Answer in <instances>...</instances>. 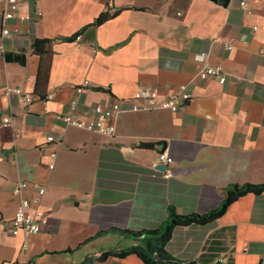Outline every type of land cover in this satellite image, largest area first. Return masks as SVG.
<instances>
[{"label":"crops","instance_id":"1","mask_svg":"<svg viewBox=\"0 0 264 264\" xmlns=\"http://www.w3.org/2000/svg\"><path fill=\"white\" fill-rule=\"evenodd\" d=\"M4 11L0 1V264H81L135 244L117 233L95 238L101 231L156 229L170 208L205 214L222 205L230 186L264 184V0L225 7L209 0H23L20 14L32 20L9 22L7 37ZM104 12L115 15L95 25ZM75 34L79 41L65 40ZM36 39L52 40L42 76ZM203 52L223 67L226 82L207 80L178 112L133 111L128 103L113 137L56 118L71 113L77 98L73 115L85 118L140 89L165 96L191 82ZM6 86L53 100L46 111L38 98L6 97ZM163 149L174 159L169 178L158 163ZM21 181L32 185L22 193L31 201L46 189L34 205L50 216L27 243L10 231ZM166 249L197 264H264V193L239 198L206 225L177 227ZM91 264L144 263L129 255Z\"/></svg>","mask_w":264,"mask_h":264},{"label":"built area","instance_id":"2","mask_svg":"<svg viewBox=\"0 0 264 264\" xmlns=\"http://www.w3.org/2000/svg\"><path fill=\"white\" fill-rule=\"evenodd\" d=\"M5 4V11L2 18L3 36H9V22L15 18H19L22 21L32 20L29 15H21L20 10L23 4V0H0ZM41 15V13H38ZM78 35L75 41H79ZM225 48L228 51L233 49L232 44H226ZM195 61L198 65V72L195 77L188 84L178 86L172 90L169 94L161 96L156 88H145L138 90L134 96L130 99H122L113 103L110 107L105 108L102 105H98L93 113L85 118L75 117L74 111L78 107L79 98L74 100L70 104L71 113L56 114V118L63 122L65 126H73L77 128H83L91 131H97L98 133L113 137L116 133V117L117 114L130 103L133 111L141 110H153L156 108L169 110L172 112H178L182 110L185 105L194 98L196 91L199 90L204 82L213 78L223 85L226 82V73L221 65L213 64L210 59L209 53H200ZM89 82L86 80L84 86L78 87V95H82L84 87L88 86ZM6 97L17 96L22 101L31 104L37 99L32 93L25 92L21 88H13L6 86L3 89ZM53 100V94H48L43 101L44 110L49 109V104ZM2 126L5 128L12 126V118L10 115H6L2 119ZM48 142H54L53 137L47 138ZM56 152L51 154V157L55 159ZM158 163L166 167L164 176L169 178L173 175L171 167L174 164V159L170 155L168 150H162L158 155ZM50 169H54V164L50 165ZM32 185L26 181H21L17 184L15 193L19 196L20 202L11 221L10 231L12 235H22L27 243L28 238L31 235L39 234L50 224V216L46 211L40 207H36L34 203L39 202L41 196L44 195L46 189L39 187L38 197L36 200L31 201L22 196L24 190L30 188ZM36 187V185H34Z\"/></svg>","mask_w":264,"mask_h":264},{"label":"trees","instance_id":"3","mask_svg":"<svg viewBox=\"0 0 264 264\" xmlns=\"http://www.w3.org/2000/svg\"><path fill=\"white\" fill-rule=\"evenodd\" d=\"M220 6H227L230 0H209ZM115 15V14H114ZM114 15L109 12L102 13L95 21V25H101L102 23L110 20ZM78 35L71 36L66 41H73ZM51 45L50 39H36L32 45L33 52L41 58V64L39 69V75L42 76L45 72H48L51 57ZM7 61L18 60L23 62L20 55L5 54ZM47 60L46 65L44 64ZM39 76V77H40ZM39 81V80H38ZM39 100H45L46 94L40 92H34ZM142 148L154 149L155 144L143 143ZM165 150V149H163ZM260 195L264 193V184H245V185H232L225 191V199L222 205L215 210H212L205 214H189L179 215L173 208L169 209V216L161 226L156 229L133 231L119 228H111L109 230L99 232L95 238L101 237L109 233H117L125 238H129L135 242L134 245L128 248H113L103 252L97 258H86L81 264H91L94 262H103L110 257L125 258L129 255L137 256L144 264H197L193 261H182L171 256L166 247L170 239L172 238L173 231L177 227H187L191 225H206L216 219L220 218L227 208L237 201L239 198L247 194Z\"/></svg>","mask_w":264,"mask_h":264},{"label":"water","instance_id":"4","mask_svg":"<svg viewBox=\"0 0 264 264\" xmlns=\"http://www.w3.org/2000/svg\"><path fill=\"white\" fill-rule=\"evenodd\" d=\"M216 264H221V262H218V263H216Z\"/></svg>","mask_w":264,"mask_h":264}]
</instances>
